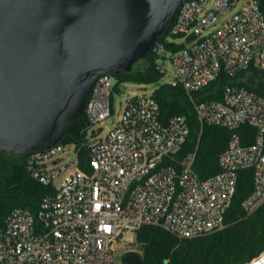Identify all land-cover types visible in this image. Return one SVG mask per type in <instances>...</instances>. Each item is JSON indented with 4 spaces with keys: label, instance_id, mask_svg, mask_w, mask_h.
<instances>
[{
    "label": "built area",
    "instance_id": "built-area-1",
    "mask_svg": "<svg viewBox=\"0 0 264 264\" xmlns=\"http://www.w3.org/2000/svg\"><path fill=\"white\" fill-rule=\"evenodd\" d=\"M170 35L185 47L172 56L175 76L168 83L182 85L189 94L223 71L234 77L251 67L264 69V14L258 0H187ZM158 69L167 74L164 64ZM117 81L102 75L91 91L85 143L89 172L80 168L75 144L61 142L28 154L33 176L53 184L56 192L43 200L38 218L26 209L10 213L0 230V264H119L118 248L132 251L137 231L147 225L162 226L180 239L217 232L225 227L241 169L255 173L254 190L243 202L246 214L264 205V97L228 87L223 101L196 105L202 125L232 131L220 173L202 180L194 170L196 152L177 158L189 135L186 119L162 123L154 92H130L122 114L106 131L115 117ZM245 124L258 131L249 147L242 146L237 132Z\"/></svg>",
    "mask_w": 264,
    "mask_h": 264
},
{
    "label": "water",
    "instance_id": "water-1",
    "mask_svg": "<svg viewBox=\"0 0 264 264\" xmlns=\"http://www.w3.org/2000/svg\"><path fill=\"white\" fill-rule=\"evenodd\" d=\"M185 1L0 0V151L61 143L97 78L131 72L170 35ZM121 262L145 264L134 250ZM249 264H264V253Z\"/></svg>",
    "mask_w": 264,
    "mask_h": 264
},
{
    "label": "trees",
    "instance_id": "trees-1",
    "mask_svg": "<svg viewBox=\"0 0 264 264\" xmlns=\"http://www.w3.org/2000/svg\"><path fill=\"white\" fill-rule=\"evenodd\" d=\"M264 14V0H258ZM180 37L167 36L157 44L147 58L139 61L129 73L117 76L121 83L114 88V96L121 85H158L153 93L160 106V119L164 124L176 116H183L189 127L186 142L177 155L183 159L197 153L194 170L202 180L220 173V157L227 150L232 131L215 125H202L196 105L202 102L223 101L228 87L247 89L264 97V69L251 67L234 77L221 72L216 80L199 92L189 94L182 85L164 83L166 74L158 69L166 56L185 47ZM161 47V52L158 50ZM90 126L85 113L66 133L62 143L75 144L80 149L79 166L89 172V151L85 146L86 130ZM244 147L256 143L258 131L245 124L238 130ZM28 155L20 156L0 151V230L5 229L7 218L15 209L29 210L38 218L43 200L56 192L53 184L45 185L33 176L27 163ZM253 169L238 171L236 193L225 215V227L217 232L194 238L180 239L159 225H147L136 233V243L145 264H249L264 253V205L252 215H247L244 200L254 190Z\"/></svg>",
    "mask_w": 264,
    "mask_h": 264
},
{
    "label": "rangeland",
    "instance_id": "rangeland-1",
    "mask_svg": "<svg viewBox=\"0 0 264 264\" xmlns=\"http://www.w3.org/2000/svg\"><path fill=\"white\" fill-rule=\"evenodd\" d=\"M162 62H163L165 69L167 71V74H166L165 78L163 79V82L167 83V82H170L171 80H173V78L175 76V70L173 68L170 55L166 56V59H164ZM115 85H116V83H115ZM157 87H158V85H148V86L139 87L138 85L131 84V83L121 85V87H120L121 92L115 94V96H114L115 117H114V119H112L111 121H109L107 123L106 131L112 129L113 123L122 114L124 106H125V101H126L127 95L130 92L136 93L137 95H142L144 93L151 94V93L155 92ZM65 175L66 174H63V176L59 179V182L63 179V177ZM129 248L131 250H136V251L138 250V247H136L134 245L129 246ZM124 253H126V249L122 246L119 247L117 250V254H116V260L119 264H122L121 260H122V256L124 255Z\"/></svg>",
    "mask_w": 264,
    "mask_h": 264
}]
</instances>
